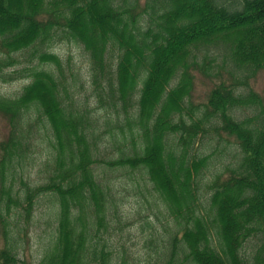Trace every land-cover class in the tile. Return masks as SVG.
<instances>
[{
	"label": "trees",
	"instance_id": "1",
	"mask_svg": "<svg viewBox=\"0 0 264 264\" xmlns=\"http://www.w3.org/2000/svg\"><path fill=\"white\" fill-rule=\"evenodd\" d=\"M62 40L81 45L85 76L71 63L66 76L60 57L45 48ZM212 46L225 51L228 71L240 77L221 79L203 109L191 108L193 71L208 75ZM18 53L37 63L6 73ZM260 71L264 0H0V78H26L16 97L0 94L10 126L0 142V264L20 261L9 226L16 214L30 220L40 194L56 202V235L34 264H113L109 232L123 219L115 184L95 175V163L146 175L144 189L173 220L158 264H264V102L238 91ZM89 86L90 94H80ZM247 105L256 106V116L234 115ZM41 122L52 149L48 175L34 187L21 177L15 188L16 166L24 165ZM105 128L110 143L130 140L131 151L118 146L117 157L99 159ZM212 131L233 136L239 153L203 191L209 155L193 149L200 133Z\"/></svg>",
	"mask_w": 264,
	"mask_h": 264
},
{
	"label": "rangeland",
	"instance_id": "2",
	"mask_svg": "<svg viewBox=\"0 0 264 264\" xmlns=\"http://www.w3.org/2000/svg\"><path fill=\"white\" fill-rule=\"evenodd\" d=\"M145 0H140L143 3ZM189 3V2H188ZM191 3V2H190ZM45 47V46H43ZM47 51L55 53L61 59L64 74L69 76V71L65 69L67 63H71L73 70H78L82 76L87 74V58L81 45L74 41H57L50 47H45ZM204 49V48H203ZM198 54L204 52L198 50ZM218 47L212 46L209 48L207 55L212 58L208 65V75L200 70L193 71L194 85L189 101L191 108L198 107L203 109L204 103L207 102L208 95L211 89L221 80L225 79L233 81V77H240L231 74L228 69L231 67V60L224 56ZM5 55H2L4 57ZM14 56L18 61L12 66L5 68L6 73H13L16 69H21L24 66L37 63V58L27 60V55L22 57L20 53ZM43 67H50V64H43ZM213 74V75H211ZM26 78H18L15 80L4 81L0 78V94L9 98L16 97L22 86L26 83ZM247 80V85H239V92H249L250 90L258 94L264 102V71H260L255 76ZM236 81V80H235ZM88 87V83L85 84ZM80 94L86 91L91 93V87L88 89L82 87L79 89ZM91 101L95 99L92 97ZM257 108L254 105L235 108L234 115L239 119L254 117L257 115ZM196 113V111H195ZM100 114H103L101 111ZM201 112L197 111V116ZM184 118L188 119L187 113L184 111ZM208 122H206L207 124ZM210 124V123H209ZM41 128V124L38 123ZM127 130V126L122 127ZM10 130L9 120L6 115L0 112V142L7 138ZM111 132L117 131V128L110 127ZM103 135L97 141V157L99 159H109L117 157L120 149L125 152H130L133 144L127 140L124 144L114 145L108 141L109 129L102 130ZM222 133V132H221ZM32 141V146L28 148L27 157L23 166H16L17 176L15 179V188L21 189L22 185L19 178L22 177L30 186L34 187L43 183L48 175V168L45 166L49 153L51 152L46 131L40 129V135L35 136ZM120 136H117V141ZM193 151L197 155H209L207 168L203 170L200 180V186L203 191L208 189L207 185L212 180L217 172H222L226 167H234L236 154L239 153L236 140L233 136H227L215 131L198 136ZM95 175L101 180L111 178L115 184L114 192L118 202V211L123 219L122 228L110 231L109 243L112 246L113 264H158L156 251L161 245L166 244V239L173 231L168 225H172V219L163 210L161 203L154 195L151 197L150 192L143 187L146 175L138 170L118 169L111 171L102 163L93 164ZM149 186L150 183L148 182ZM56 202L49 194H40L37 196L33 204V211L30 220L27 222L24 216L16 214L12 218L11 231L9 240L14 242L15 250L18 253L20 261L18 264L37 263L50 241L56 235V219H55ZM203 198L202 207H206ZM166 210V209H165ZM158 213V217L154 214ZM148 223V224H146ZM153 227V228H152ZM162 236V238H158ZM13 239H12V238ZM257 241L246 242L245 252L251 253ZM2 245V241H0Z\"/></svg>",
	"mask_w": 264,
	"mask_h": 264
}]
</instances>
